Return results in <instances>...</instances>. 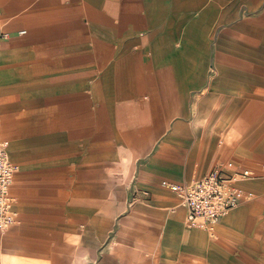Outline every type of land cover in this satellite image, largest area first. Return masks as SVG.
Returning a JSON list of instances; mask_svg holds the SVG:
<instances>
[{"label":"crops","instance_id":"1","mask_svg":"<svg viewBox=\"0 0 264 264\" xmlns=\"http://www.w3.org/2000/svg\"><path fill=\"white\" fill-rule=\"evenodd\" d=\"M0 39L17 168L2 257L75 243L88 264H264V0H0ZM218 85L255 177L212 232L162 183L228 172L229 144L195 124Z\"/></svg>","mask_w":264,"mask_h":264},{"label":"built area","instance_id":"2","mask_svg":"<svg viewBox=\"0 0 264 264\" xmlns=\"http://www.w3.org/2000/svg\"><path fill=\"white\" fill-rule=\"evenodd\" d=\"M1 45V39H0ZM10 143L0 139V231H6L15 222L11 188L17 168L11 161ZM264 168V165L262 166ZM255 177L252 169L228 173L215 168L201 180L193 184H172L167 181L162 186L170 190L186 210V224L214 231L216 225L231 211L238 208L248 194L243 184Z\"/></svg>","mask_w":264,"mask_h":264},{"label":"rangeland","instance_id":"3","mask_svg":"<svg viewBox=\"0 0 264 264\" xmlns=\"http://www.w3.org/2000/svg\"><path fill=\"white\" fill-rule=\"evenodd\" d=\"M233 85L235 81H230ZM228 87L226 91V95L220 94V86L218 85L214 90H212V94L207 95L205 108L199 113L195 114V124L201 126L203 130L209 131L211 133H218V140L222 142L224 141L223 146L229 144V151L226 156V159L223 161L221 158L217 161V164L225 163V168L229 173H235L236 171L242 169H250L252 168L251 164H243L237 163L234 159L238 156L235 152V149H231V144L236 140V128L235 122L231 119L233 113L228 115V110L231 105L235 102L236 99V91L235 87ZM246 90V89H245ZM245 103L248 105L251 102V98L248 95H243ZM247 105H245L247 107ZM246 107L244 109H246ZM245 111V110H244ZM243 111V112H244ZM242 113L240 112V115ZM239 115V116H240ZM219 122H224L225 127L222 132L215 131L219 125ZM241 144H239V148L242 149L238 158L247 157L251 150V143H247L248 139L251 137L250 127H247L244 133H241ZM230 142V143H229ZM221 145V143H219ZM231 167V168H230ZM28 249L24 246L14 250L11 256H1L0 255V264H54L55 260H58V263L68 262L69 264H88V259L86 256H82L79 253L81 249H79L77 244H73L72 249L67 250V255H58V257H52L50 253H45V250L38 249L35 250ZM62 256V257H61Z\"/></svg>","mask_w":264,"mask_h":264}]
</instances>
